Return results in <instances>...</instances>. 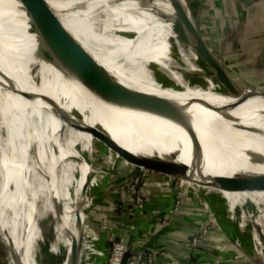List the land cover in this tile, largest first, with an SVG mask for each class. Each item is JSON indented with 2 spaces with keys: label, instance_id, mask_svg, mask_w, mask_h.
Instances as JSON below:
<instances>
[{
  "label": "bare ground",
  "instance_id": "1",
  "mask_svg": "<svg viewBox=\"0 0 264 264\" xmlns=\"http://www.w3.org/2000/svg\"><path fill=\"white\" fill-rule=\"evenodd\" d=\"M27 1L0 0V193L15 184L16 189L19 188V196L14 199L17 205H31L35 199L43 198V210H50L55 216L57 231L54 239L56 243L61 242L65 249L68 247L67 253L73 240L79 237L83 224L82 221L81 226L77 225L76 214L85 197L83 187L87 159L76 150V146L87 148L90 141L88 133L72 128L69 122L87 125L89 110L94 106L117 109L148 126L173 159L187 165L189 183L196 185L201 179L215 175L204 168L206 164L216 173L221 172L212 164V158H220L226 161L228 167L241 173L237 178L243 177L248 182L246 185L257 188L249 193L233 191L229 202L236 204L242 201L241 194H246L257 204L262 203L264 191L257 192L261 187L256 185L254 178L264 186V107L259 106L250 91L242 86L244 82L241 85L231 72L224 69L180 70L170 61H165L166 55L162 52L145 47L146 52L136 57L132 53L136 49L135 40L117 36L105 17L90 10L88 17L95 23L90 31L83 30L81 34V30L66 19V12L63 17L59 6L55 5L57 15L74 34L79 45L110 73H105L91 62L77 61L74 66L80 76L79 82L64 65L37 54L34 49L35 33L59 48L78 52L67 40L54 36L47 25L34 22L25 5ZM32 1L37 18L44 19L47 24L53 23L38 0ZM167 4L174 16L169 1ZM160 8L166 10V5L160 4ZM86 22L80 18L78 23L85 26ZM95 44L101 48L95 49ZM142 92L156 95L160 106ZM20 93L35 97L26 98ZM36 95L50 98L64 113L78 114V117L74 115L68 122L61 120L54 109ZM97 113L115 117L121 114L111 110ZM40 117H44L45 121L41 129L43 137L49 139L48 143L42 144L44 151L39 149L41 145L35 136L36 131H31L33 123L36 125L35 118ZM194 120L208 125L209 135L218 139L221 153L211 148L204 150L201 133L193 128L199 139H191L179 125L180 121H184L188 128H192L189 123H194ZM12 127L19 131L20 138L19 152L13 158L17 159L16 163L11 160L13 151L9 148L12 145L9 138ZM67 132L76 135L79 144L75 143V148L69 145ZM26 138H30V154L24 147ZM35 143L38 144V151H34ZM196 144H199L204 156L192 152ZM211 153L217 156L212 157ZM69 169H74L75 174L69 173ZM33 170L35 174L40 172V180L33 178ZM30 209L27 207V210ZM19 214L27 218L25 220L22 216L24 223L15 233L21 252L17 254L13 249L12 262L28 264L20 255L25 252V247L29 248L33 243L35 246L39 237L32 231L34 220L31 213ZM0 228L4 229L1 221ZM30 254L27 257L29 261L33 253Z\"/></svg>",
  "mask_w": 264,
  "mask_h": 264
},
{
  "label": "rangeland",
  "instance_id": "2",
  "mask_svg": "<svg viewBox=\"0 0 264 264\" xmlns=\"http://www.w3.org/2000/svg\"><path fill=\"white\" fill-rule=\"evenodd\" d=\"M41 1L45 5V7L49 10V12L54 17V19L58 22L59 29L64 34L67 33L66 35L71 37L75 42H77L78 40L76 39L74 34L65 27L64 22L57 15V12L55 10L57 6L55 5L59 6L60 12L63 13L64 15L63 17H65V12H66L67 15L66 19L69 22H71L73 26L76 25V29L81 30L80 31L81 34H83V30L92 29L91 25L95 23L94 20L88 17L91 12L90 10H92L96 12L98 16L105 17V19H107L112 24L113 27L111 31L115 32L117 36L124 37L129 40L131 39L135 40L134 46H136L135 47L136 49L135 50L133 49L132 51L134 56L138 57L139 55H141L142 52H146V50H144L145 47L154 51L162 52L163 54L166 55L164 57L165 61L166 60L170 61V63L180 68V70L189 69V68L202 70V71L205 70L203 68V64L201 63V61H199L198 56L188 44L186 35L179 22L173 16V13L169 5L167 4L166 0H121V1L120 0H115V1L114 0H41ZM160 2L166 5V10L164 8H160ZM80 18L81 19L84 18L87 21L85 26L83 24L80 25L78 23L80 21ZM94 48L98 49L101 47H98V44H95ZM109 48L114 49L113 47H109ZM118 51H121V49H119ZM216 53L217 55H220L219 57L222 60L223 64H225L232 72L237 73V75L242 80L247 82L249 85H253L257 89L264 91V71L257 70L256 67H254V65L249 61V59L245 58L244 56H240L238 54L239 51H235L231 55L230 54L228 55V53H222L219 50H217ZM242 86L250 91L252 97L255 99L256 103L259 106L264 107V97L259 95L260 93H258L254 89H253L254 91L251 90L250 89L251 87L246 84H243ZM20 95L26 97V95H24L23 93H20ZM33 97L35 96L33 95ZM59 110L63 111L60 108ZM105 110L116 111L122 113L125 118H132L129 114L125 112L107 106L101 107L100 105L90 108L87 125L98 126L99 128H101L100 130L103 129L105 130V132H111L113 134L118 135L117 134L119 133L118 130L120 129V127H122L121 125H124L123 121L119 120L118 118H116L115 120L108 119L105 117V114L97 113V111H105ZM65 114H67L69 118L74 115L75 116L78 115L74 113L71 114L68 112H65ZM11 119L12 117L9 118V121ZM44 123H45L44 117L43 118L40 117V119L35 118L36 125H34L33 123V126L31 127V131L33 129L36 131L34 132L35 136L39 138L38 144L41 145L39 146V149L43 151L44 148L42 147V144L43 143L46 144L49 142V139L47 140L46 138L43 137V131L41 130L42 127L44 126ZM189 126H192L194 129L197 130V132L201 133L202 135L201 137L203 139L202 142L204 143V147H203L204 150L207 148H211L215 151H218V153H221L220 152L221 148H219L220 144L218 143V139L213 138L209 135L211 132L209 133L208 125H206L204 122L194 120V123L193 122L189 123ZM70 133L67 132L68 142L71 147L75 148L74 147L75 143L79 144V141L77 140L76 135L73 134L70 135ZM9 138L12 144L11 147L9 148L10 150L13 151L11 154V160L16 163L17 159L15 158L14 160L13 158L15 157L14 154H17L20 148L19 131H17L12 127ZM151 139L155 145L162 147L165 154L173 158L170 151L165 147H163L158 142L155 136H152ZM29 142H30V138H26L24 142V147L28 154H30V150L28 148V145H30ZM38 144L34 145L35 146L34 151H38L37 150ZM100 148H101L100 142L95 138H93L91 135H90L89 145L87 148L81 147L80 145L76 146V150H79L81 154L84 156V158L87 159V162L85 164L86 167L85 175H86V181L88 176V181L86 183V188H85L86 190L84 195L85 197L82 201L83 215H86L88 211H90L96 203L97 198L95 196V191H94V188L98 185L97 183L98 180L96 176L100 175L104 177L107 174L114 173L115 169L113 168V166L116 167L117 165V158L113 160L109 157L107 158L103 156L102 150ZM198 153L199 154L202 153L200 156H204L203 151L200 150ZM7 154L10 153L7 152ZM210 155H212V157L217 156L216 154L213 153H211ZM38 156L40 155L38 154ZM12 163L10 165H12ZM26 163L28 165V159ZM212 164L214 165V168L216 167V170H220L221 172L216 173L211 168V166L206 164L204 168L210 173H213L215 175L214 176L210 175L207 178L201 179V182L197 183L196 185L189 183L187 180L186 181L189 184L185 183L184 181H181L182 191H186L187 195L191 196L192 198L197 196L200 199V201L202 202L200 206L205 211L208 212L207 213L208 219L214 222L216 221L220 225L226 226L229 230L233 232V234L237 235L236 237H251V239H253L251 248L254 251V253H256L254 256L260 258L258 261L261 264H264V221H263L264 200L262 201L261 204H257L250 196H247L246 194L245 195L241 194L242 201L236 204L229 202V198H231L232 196L231 192L234 191V192L249 193L251 192V190L245 188L242 184H240V187H242L241 190H236V189H235L236 191L223 190L220 184L212 182L213 177L221 176V177H228L229 179H233L236 176H241L240 175L241 173H238L235 169L233 168L231 169L230 167H228L226 161L221 160L220 158L219 159L216 157L212 158ZM112 168L114 170H112ZM201 170L203 169L201 168ZM33 173H34L33 178L40 180L41 178L40 172L39 173L36 172L37 174H35L33 170ZM69 173H71L72 175L75 174L74 169L72 170L69 169ZM175 179L178 178H174V180ZM27 180H29V178H27ZM226 184H229V182H226ZM259 185L257 186L261 187ZM28 187H29V182L27 188ZM263 189L257 190V192L264 191ZM1 193H0V201L3 200L2 202L3 204L1 203L0 206V219H1L0 221L4 225V230L7 231L8 235L6 238H4L0 232V264H13L12 262L13 249L16 250L15 252L17 254H20L21 252L19 248V242L15 237L16 235L15 233H17L16 231H18L19 228L22 227L24 223V221L22 220L23 215L19 214V213L23 214V212L28 214L31 213L30 214L31 218L34 220L32 231L35 232L37 237H39V240H37L35 246L33 243L31 244V247L29 248L25 247V252L22 251L23 255H20V257H22L24 261L28 264H69L70 252L67 253L68 247L67 249H65L61 242L56 243L54 239L57 231L56 229L57 227L55 226L56 220H55V216H53L50 210H46V209L43 210V208H45L44 199L43 198H41V200L35 199V201L31 202V205H29L28 203L27 205H24L22 203L21 205L20 204L17 205L14 199L15 197L19 196V188L16 189L15 184H12L11 188L7 187ZM35 194H37V191ZM185 195L186 194H182L181 197ZM5 197H7V200L5 199ZM5 206L7 208H5ZM27 207L28 208L30 207L31 209L27 210ZM260 214L263 215L262 218L259 217ZM23 218L26 220L27 217L23 216ZM82 237L84 236L81 234V241H82ZM56 244L58 250H56ZM30 253H33L31 261L28 260L29 256L31 255ZM26 254L29 255L26 256ZM80 263L86 264L82 256L79 255L77 264Z\"/></svg>",
  "mask_w": 264,
  "mask_h": 264
},
{
  "label": "crops",
  "instance_id": "3",
  "mask_svg": "<svg viewBox=\"0 0 264 264\" xmlns=\"http://www.w3.org/2000/svg\"><path fill=\"white\" fill-rule=\"evenodd\" d=\"M178 1L215 52L219 50L231 55L239 51L238 54L249 59L257 70L264 71V0ZM105 117L123 121L118 135L107 133L131 153L171 158L162 147L154 144L151 139L154 135L141 121L132 116L125 118L122 113L117 117L105 114ZM100 146L102 155L108 158L111 151L102 143ZM141 169L117 156L114 173L96 176L97 200L83 215L81 229L89 248L84 258L86 264H104L111 243L120 239L125 241L127 249L140 246L151 250L154 254L151 264H261L251 248L253 239L236 237L226 226L208 219V212L200 206L202 202L197 196L192 198L186 194L181 197L179 212L170 215L176 192L158 188L170 177L161 172L151 171L143 183L142 209L134 210L132 214L115 210L116 206L130 205L132 197L119 187ZM84 187L83 191H86ZM163 219L167 223H160ZM202 228L207 229V234L199 246L187 247L186 241Z\"/></svg>",
  "mask_w": 264,
  "mask_h": 264
},
{
  "label": "water",
  "instance_id": "4",
  "mask_svg": "<svg viewBox=\"0 0 264 264\" xmlns=\"http://www.w3.org/2000/svg\"><path fill=\"white\" fill-rule=\"evenodd\" d=\"M169 1L176 20L181 25L185 35L188 44L190 47L194 50L196 55L199 58V61L203 64V68L205 71H212L214 69H224L226 71H229L232 73L233 76L243 81L245 84L250 86L251 90L254 89L259 95L264 97V91L257 89L253 85H249L247 82L242 80L237 73L232 72L225 64H223L222 60L220 59L219 55L207 44L203 36L199 33L193 22L190 20L188 15L185 13L181 3L178 0H167ZM250 0H245V2H249ZM38 2L41 4V6L49 13V15L52 17L53 23L47 24L44 19L37 18L36 14L34 13L35 7L32 0H28L25 2V5L28 9V12L30 13L31 18H33L34 22H39L42 25H47L49 31L54 36H59L64 38L69 42V44L78 52V53H72L69 51H66L62 48H59L58 46L44 40L40 36H38L36 33L34 34V49L37 51V54L42 55L44 57L50 58L51 60L57 61L64 65V67L67 69L68 73L73 76L75 79H77L79 82L80 76L78 71L75 69L74 62L77 61H84V62H91L95 66H97L99 69L104 71L107 74H110L105 67L100 65L93 56H91L89 53H87L80 45L79 43L75 42L71 37L64 34L58 26L57 21L54 19V17L51 15L49 10L45 7L43 2L41 0H38ZM29 5V8H28ZM1 25V22H0ZM58 28V29H57ZM11 33V32H9ZM16 38V37H15ZM253 90V91H254ZM143 93V92H142ZM26 95L27 98L33 97V95H29L27 93H23ZM147 98L151 99L153 103H155L157 106H160V99L153 94L149 93H143ZM35 96V95H34ZM38 96L41 100L45 101L47 104H49L56 114L59 116V118L65 122L70 121L72 117H68L67 114H65L63 111H60L57 105L48 97L44 96ZM162 107V106H161ZM164 109V108H163ZM70 126L73 128L89 133L93 138L98 140L100 143L105 145L112 153L115 155L126 158L127 160L131 161L134 165L142 167L143 169L149 170V171H156L161 172L165 175H168L173 178H178L181 180H189V176L187 174L188 167L184 163H178L173 158H158L156 156H148L144 154H133L125 147L121 146L119 143H117L110 135L109 133L105 132V130H100L98 126H91V125H81L78 123L69 122ZM179 125H181L186 133V135L194 140H198L199 136L197 132L192 128H188L184 121H180ZM199 144L195 145V150L192 151L195 154L199 155ZM158 156V155H157ZM200 156V155H199ZM201 157V156H200ZM88 180V177H87ZM246 179L243 177H239L236 179H229L228 177H221L216 176L213 177L212 182L220 184L221 188L223 190H241L242 187H240V184H242L245 188H248L249 190H256L257 188L250 187L248 182L245 181ZM254 180L257 182L256 185H259L258 179L254 178ZM226 182H229V184H226ZM261 186V189L264 188V186ZM86 188V185L84 187V190ZM259 189V188H258ZM83 204H80L77 210L76 214V221L77 225L81 226L83 221ZM0 232L3 237H7V231L3 228H0ZM80 243H81V233L79 237L73 240L71 249H70V264H77V260L79 257L80 252ZM130 249H127L121 259L120 264H127V259L131 256Z\"/></svg>",
  "mask_w": 264,
  "mask_h": 264
},
{
  "label": "built area",
  "instance_id": "5",
  "mask_svg": "<svg viewBox=\"0 0 264 264\" xmlns=\"http://www.w3.org/2000/svg\"><path fill=\"white\" fill-rule=\"evenodd\" d=\"M114 153L110 152L109 158L116 159L117 155H113ZM115 169L116 167L113 166ZM112 168V170H114ZM103 171V170H102ZM107 173V172H106ZM151 173V171L146 169H141L138 173L124 181L119 189L123 191L124 193L130 194L132 197L131 203L129 206H116V209H119V211L125 212L127 214H132L134 210L142 209L144 200H143V183H145L148 175ZM179 182H178V181ZM175 181V182H173ZM183 180L175 179L173 177H169L168 182L165 185L159 186L158 188L165 189V191L168 190H174L176 192V200L174 202V205L171 208L170 215L177 214L180 210V200L182 194H187L186 191H182V182ZM160 223L165 224L167 223L166 219H163ZM207 234V229L202 228L199 232L193 234L187 241L186 246L187 247H197L201 243V240L205 237ZM89 250L87 246L86 239L82 237V241L80 243V256L84 259L86 256L87 251ZM127 250V246L125 244V241L123 239L113 241L111 243V248L108 252L107 261L104 264H120L122 256L124 252ZM131 256L127 259V264H151L154 254L151 250H147L146 248L138 247L136 246L135 249H131ZM81 264V263H80Z\"/></svg>",
  "mask_w": 264,
  "mask_h": 264
}]
</instances>
